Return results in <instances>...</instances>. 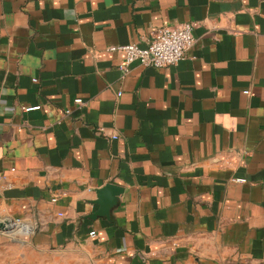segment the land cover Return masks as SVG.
<instances>
[{
  "label": "crops",
  "instance_id": "crops-1",
  "mask_svg": "<svg viewBox=\"0 0 264 264\" xmlns=\"http://www.w3.org/2000/svg\"><path fill=\"white\" fill-rule=\"evenodd\" d=\"M183 22L176 64L124 70L109 49ZM16 218L0 264H264V0H0V224Z\"/></svg>",
  "mask_w": 264,
  "mask_h": 264
},
{
  "label": "built area",
  "instance_id": "built-area-1",
  "mask_svg": "<svg viewBox=\"0 0 264 264\" xmlns=\"http://www.w3.org/2000/svg\"><path fill=\"white\" fill-rule=\"evenodd\" d=\"M192 22H183L179 25H163L157 28L147 45L139 46L135 42H126L120 44H113L109 49H119L123 52V62L119 64L121 69L127 70V65L132 61H138L144 66L162 67L166 65L176 64L185 56L186 50L194 42L192 33ZM244 92H247L245 90ZM118 95L120 92H117ZM75 102H81V98L74 99ZM39 107L38 104L32 106H23L24 110H29ZM69 110L66 109V112ZM102 129L99 127V130ZM112 138H116V134H110ZM237 180H244V178H237ZM55 199L54 197L52 198ZM6 230H28L29 225L22 220L16 218L9 220L5 224ZM90 236L95 235V230L89 231Z\"/></svg>",
  "mask_w": 264,
  "mask_h": 264
},
{
  "label": "water",
  "instance_id": "water-1",
  "mask_svg": "<svg viewBox=\"0 0 264 264\" xmlns=\"http://www.w3.org/2000/svg\"><path fill=\"white\" fill-rule=\"evenodd\" d=\"M122 191V187L114 183L107 182L96 188V199L99 204L97 213L108 215L110 208L117 202V196ZM0 228L6 229L2 224Z\"/></svg>",
  "mask_w": 264,
  "mask_h": 264
}]
</instances>
